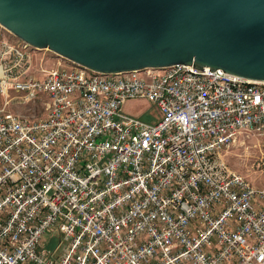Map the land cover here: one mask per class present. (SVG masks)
<instances>
[{"label": "built area", "instance_id": "obj_1", "mask_svg": "<svg viewBox=\"0 0 264 264\" xmlns=\"http://www.w3.org/2000/svg\"><path fill=\"white\" fill-rule=\"evenodd\" d=\"M0 28V264H264V182L223 157L243 135L264 145V80L185 63L32 73ZM38 98L40 115L14 108ZM129 98L155 118L123 112Z\"/></svg>", "mask_w": 264, "mask_h": 264}, {"label": "water", "instance_id": "obj_2", "mask_svg": "<svg viewBox=\"0 0 264 264\" xmlns=\"http://www.w3.org/2000/svg\"><path fill=\"white\" fill-rule=\"evenodd\" d=\"M0 26L97 72L185 63L264 80V0H0Z\"/></svg>", "mask_w": 264, "mask_h": 264}, {"label": "rangeland", "instance_id": "obj_3", "mask_svg": "<svg viewBox=\"0 0 264 264\" xmlns=\"http://www.w3.org/2000/svg\"><path fill=\"white\" fill-rule=\"evenodd\" d=\"M31 50L33 51L30 52L28 70L32 73H39L56 62L67 61L47 48H32ZM40 101L41 98H38L34 103L14 106V108L25 111L29 116H37L42 112ZM120 107L123 112L138 115L145 121H151L157 115L153 104L146 98H129ZM223 157L231 169L244 175L250 183L258 185L264 182V145L258 136L248 134L238 137L225 149Z\"/></svg>", "mask_w": 264, "mask_h": 264}]
</instances>
